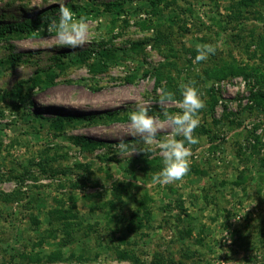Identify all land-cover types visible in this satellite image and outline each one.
Returning a JSON list of instances; mask_svg holds the SVG:
<instances>
[{
  "label": "rangeland",
  "instance_id": "obj_1",
  "mask_svg": "<svg viewBox=\"0 0 264 264\" xmlns=\"http://www.w3.org/2000/svg\"><path fill=\"white\" fill-rule=\"evenodd\" d=\"M68 1L62 0V3ZM115 1H78L93 10L85 18L89 24L87 40L77 48L59 46L53 32L41 37L0 39V264H131L128 260L116 259L104 242L95 245L96 233H90V224L97 226V233L100 232L103 238L114 236V243L122 234L135 238L139 249L149 252L146 255L147 264H151L153 252L157 249H171L174 258L182 259L185 264H264V201L257 193L258 187L264 183V149L260 151L257 147L249 151L243 145L250 134L245 127L248 121L257 123L259 120L261 124L258 125L264 127V108L247 109L238 104L236 115L225 118V112L233 111L227 107L235 102H231L233 96L227 94L221 104L211 109L207 103V88L212 80L196 84L204 102V108L197 114L198 127L205 125L210 129V135L220 134V139H217L219 145L212 151V156L206 157L203 151L210 144L209 137L194 130L193 136L198 143L189 146L192 153L190 166L206 173L191 170L180 181L164 186L146 178L138 167L139 159L148 154V146L139 137L130 135L128 120L113 122L101 117L115 110L130 113L138 102L149 110L165 103L168 108L174 109L171 113L178 112L176 105L181 99L162 101L156 97L161 94L162 87H156L154 72L168 59L173 60L176 66H164L162 69L165 72L169 70L184 86L187 73L193 77L195 73L202 74L206 66H211L220 58L230 60L231 55L237 60L262 66L264 63L258 56L259 52L250 57L258 50L256 43L245 46L250 41L246 37L247 30L256 28L257 34L264 31V0L252 5L249 14L243 9L247 18H242L239 23L233 20L231 24L227 19L236 10L229 8L231 0L169 2L168 7H164V14L156 18L154 24L160 21L167 25L171 23L168 16L178 13L182 27L172 22L171 30L165 32L167 38L159 43L153 40L147 42L139 51L130 48L131 42L157 35L155 28L143 30L136 23L140 18L149 17L146 12L138 11L140 6L145 8L148 5V0H124L125 12L94 15L96 8ZM54 3L49 0H0V26L36 16ZM184 8L186 12H182ZM115 18L113 25L112 19ZM124 18L130 20L128 24ZM218 20H222L221 26ZM237 23L239 27L245 26L246 31L234 29ZM223 27L230 30L225 31ZM166 39L169 41L166 42ZM204 45L212 46L214 53L209 54L205 61L193 65L188 63V59L194 61L191 50ZM104 48L114 50L117 61L114 62L111 57L106 70H91L90 64L102 60ZM84 51L91 52L87 60L82 64H71V59L78 58ZM46 68L54 71L51 83L39 88L26 82L22 96L6 95V92L15 89L18 82L27 81L36 70ZM146 71L149 73L145 74ZM131 73L136 77L132 82L126 81L125 77ZM253 84L254 81L250 82L251 91ZM159 111L163 113L161 108ZM149 114L159 126L158 138L169 134L171 126L166 118ZM57 116L79 117H73L64 130L56 131L49 124ZM89 116L95 119H83ZM232 119L242 123L232 124L229 122ZM77 136L103 140L108 145L92 152L82 151L76 143ZM119 143L129 146V153L133 149L144 150L145 153L136 151L120 156L116 153ZM240 145L241 153L237 152ZM217 151H220L219 155ZM195 152H198L197 158L193 156ZM103 154L113 155L120 161L102 162L98 156ZM157 155L160 156L158 151L151 153V156ZM132 161L136 167L130 172L127 168L132 166ZM76 163L83 165L77 168ZM62 169L68 170L67 176L58 173ZM243 169L248 170L244 181L247 191L244 186L235 185ZM52 172L54 174L49 176ZM86 175L88 178L82 187L74 189L69 185L70 180L80 181ZM113 181L119 182L118 189L125 190L121 191L122 200H119L116 218L108 225L106 205L100 204L113 197ZM63 182L65 186L61 187ZM144 190L154 200L150 202L153 226L144 230L149 236L141 235V231L134 236L133 233H126L127 224L132 209L137 206L135 197L144 196ZM99 191L104 193L102 197L98 195ZM71 195L77 198L76 205L72 204ZM179 201L183 202L190 217L178 207ZM59 209L65 213L72 210L85 220L83 229L90 233L85 242L88 248L101 252L100 258L86 262L21 263L17 254L31 250L34 243H40V237L47 233L51 219L56 217ZM176 214H181L183 219L179 223L181 229L187 228L191 221L192 236L181 238L178 228L173 227ZM163 218L168 221L164 222ZM61 232L37 245L34 252L47 253L60 249L68 254L70 248H79V243L70 241L73 240L68 235L70 232ZM81 232L79 229L73 235L81 236ZM199 235H202V243L197 242ZM187 246L199 254L194 258H185L181 253Z\"/></svg>",
  "mask_w": 264,
  "mask_h": 264
},
{
  "label": "trees",
  "instance_id": "obj_2",
  "mask_svg": "<svg viewBox=\"0 0 264 264\" xmlns=\"http://www.w3.org/2000/svg\"><path fill=\"white\" fill-rule=\"evenodd\" d=\"M79 0H69L68 2L65 3V5L71 7L77 17H82L86 18V14L91 12L93 9L88 8L87 6H84L78 2ZM176 1V0H148V5L144 8L143 6H140L138 11H143L146 12L149 17L147 18H140L136 21L137 25L143 29V30H150L155 28L156 30V36L153 38H147V39H142L138 41H133L130 44V48L132 50H137L139 51L142 49V46L147 43L151 42L152 40L155 43H159L161 39H165L167 31L171 30V24L176 23L178 27H182V24H180L181 21V16L178 13H175V15L168 16V20L171 22L167 25L165 23H162L160 21L156 22L154 24V21L156 18L159 16H162L164 14V7H168L169 2ZM259 1L261 0H231V4L229 6L230 9H236L233 14L229 15L230 17L227 19V22H231L233 20L239 21L244 18L245 16L243 15V9L247 10L248 14L251 13V7L254 4H259ZM264 2V1H263ZM125 2L124 0H116L115 2H107L102 5L100 8H96L94 11L95 16L102 15L103 13H121L125 12ZM187 10L182 9V12H186ZM59 18V4L54 3L52 4L49 8L45 9L43 12L39 13L36 16H31V17H26L20 21H15L13 23H10L6 25L5 27L0 26V39H10L11 37H16V36H22V37H41L47 35L49 32L47 31V25L49 24L50 21H57ZM247 18V17H245ZM160 20V19H159ZM124 21L126 24L129 23V19L124 18ZM222 20H218L219 26L222 25L221 23ZM116 22V18L112 19V23ZM232 23V22H231ZM230 23V24H231ZM235 24L234 29L236 30H245L246 27L242 26L239 27V25ZM170 25V26H169ZM167 26V27H165ZM225 31H229L230 28L223 27ZM55 33V32H53ZM238 36V35H237ZM250 38V41L246 43L245 47H249L251 43H256V46L258 50L256 52H253L250 54V57H255L257 53L259 52L260 59L262 60L261 62L264 63V31L262 33L257 34L256 28H252L250 30L246 31V37ZM245 37L243 36V40ZM242 39V36H241ZM169 40L166 39V42ZM241 41V40H240ZM239 41V42H240ZM242 43V42H241ZM244 47V51L247 52L248 49ZM171 49L173 47L171 46ZM93 51V50H92ZM192 51V58H195L197 55V50L194 49ZM91 53V52H90ZM89 52H81V55L77 58L71 59V64H82L85 62L87 59V55L90 54ZM102 55V60L98 63L90 64V69L93 71H104L106 70L110 64L108 60L113 57V61H117V55L114 50L109 51L108 48H104L101 52ZM19 58V56H18ZM17 58H14L16 60ZM205 61V60H203ZM188 63H191L193 65L192 59H188ZM166 66L168 67H175L176 63L173 60H166L165 63L161 64L159 67H156V70L154 72V76L156 77L157 85L156 87L161 86L162 91L161 94L156 96L157 98H162L165 96L166 93L171 94V99H182L181 92L183 90L184 84L178 81V78L174 77L171 75L170 71H164L162 68H165ZM264 64L262 66L258 65H252L249 62H245L243 60H237L234 58V56L231 55L230 60H226L224 58H220L219 61L217 60L216 62H213L211 66H206L202 74L201 73H195V76L189 75L190 73H187L186 77V85H190L195 87L196 84L198 83H207L208 81L211 80H221L224 78H229V77H234V76H243L247 79H251L254 81L253 87H257L255 91H252V94L250 98L254 100V104L248 105L246 108L247 109H252L254 107L264 108V71L263 68ZM178 69V68H176ZM54 71L50 68L46 69H39L36 70L35 75L27 80V81H21L18 82V84L15 86V89L6 92V95H13L16 94L18 96H22L23 89H24V83L29 82L32 84L33 87H41L44 84H49L53 80L52 78L55 76ZM149 72L146 71L145 74H148ZM136 77V74L131 73L129 76L125 77L126 81L132 82L133 79ZM162 81L164 83L162 84ZM198 81V82H197ZM49 82V83H48ZM211 83V82H210ZM162 84V85H161ZM196 88V87H195ZM197 89V88H196ZM207 92L209 94V100H207L208 103V108L214 109L215 106L219 103V98L216 94V92L211 88L210 84L209 87L207 88ZM168 100V99H167ZM227 106V105H226ZM225 106V108H226ZM161 106H153L149 110V113L151 114H157L164 118L163 113L159 111ZM168 111L171 113L174 111L172 108H168ZM128 114L129 113H121L118 110L112 111L109 114H106L104 116L105 119L109 121H120L124 122L128 120ZM231 115H236L235 112H225L224 116L225 118H229ZM73 117H79V116H57L53 118L49 124L51 129H54L56 131H62L65 129V127L68 125L69 122H71V119ZM83 118V117H80ZM85 120H94L91 116L86 118H83ZM235 119L229 120L232 124H238L240 125L242 122H234ZM216 122H220V120H217ZM222 123V122H220ZM219 123V124H220ZM195 133H205L209 137L210 144L206 147V149L213 151L216 147H218L219 143L217 142L218 138L220 139V134L214 133L213 135H210V129L206 127L205 125H201L197 128L194 129ZM250 134L254 135L255 138V144L252 145V150L256 149L259 147V150L261 151L264 149V140H262V137L260 135H256L254 130H249ZM76 143L79 145L80 149L82 151H94L97 148H101L104 146H107L108 143L103 140H95L91 139L85 136H77L75 137ZM260 147H263L260 149ZM242 146L240 145L239 150L237 152L241 153ZM241 155V154H240ZM102 162L105 161H114V162H119L120 159L115 158V156H109L108 154H103V156H98ZM244 160V159H243ZM262 164L264 165V152H263V157H262ZM139 165L138 167L143 170L145 177L146 178H151L155 175L158 174L160 168H161V156H151V153L148 152V154L144 155L143 158H140L138 161ZM82 163H76V167L80 168L82 167ZM133 166L130 168H127L130 172L132 169L136 167V164L132 161ZM42 166H44L42 164ZM195 166H190L189 171L195 170ZM68 170L62 169L60 172H58L61 176H67L68 175ZM248 170H242V172L239 174V179L235 181V185L239 186H244L243 189L247 191L246 186L244 185V181L247 179ZM199 173H206L205 170H199L196 171ZM243 173V174H242ZM46 174V172H45ZM54 173L52 172L49 176L53 175ZM242 174V175H241ZM31 175V174H30ZM47 175V174H46ZM31 177V176H30ZM88 178V176H83L80 181L75 179V180H70L69 185L76 189L79 187H82V183L84 180ZM125 179H127V176H124ZM129 179V178H128ZM61 187L65 186V183H60ZM105 186V185H104ZM103 186V188H104ZM107 187V186H106ZM105 187V189H106ZM119 188V182H114L113 181V186H111V193L113 194V197L109 199V201L101 202L100 206H105L106 207V218L108 220V225L116 218V211L117 208L119 207V200L121 199V191H124L125 189H118ZM147 190V189H146ZM144 190V196L141 197H135L137 206L134 207L131 211V216L130 220L127 224V231L126 233H133L134 236H137L138 231H141V235L144 236H149L150 234L147 232H144V230L150 228L153 226L152 222L153 220V208L150 206V202H154V200L151 198L150 195H148L147 191ZM102 191V190H101ZM99 191L98 195L100 197L103 196V192ZM258 195H260V200L264 201V183H261V186L258 187L257 190ZM71 200L72 204L76 205V200L74 195H71ZM122 200V199H121ZM100 202V201H99ZM180 202V201H179ZM178 202V207L186 214V216H189L187 214V211L183 207V202L181 201L180 203ZM97 205V204H96ZM166 206L171 207V204H167ZM62 211V209H59L56 217L54 216L51 219V227L47 229V233L43 234V236L40 237V243H34V246L32 247L31 250L27 251L24 250L21 253H18L17 256L20 259L21 263H41V262H54V261H78V262H86L90 260H96L99 259L101 256V252L98 250H92L88 248V244L85 242V237L90 235V233H96V237L94 238L95 245L101 244L104 242L106 247H108L109 250H112V253L114 254V257L118 260H128L130 261L131 264H147V259L146 255L149 254L147 250L139 249L137 246L138 241L135 238H130L127 236V234H122L121 236L117 237L118 242L114 243V236L109 237L105 236L103 238L102 234L100 232L97 233V226L95 227L93 224H88L90 233L89 231H85L83 227L85 226V220L80 217L77 213L73 212L72 210L68 211L65 213ZM176 220H174L176 223L173 225V227L178 228L177 232L180 234L181 238L183 239L185 236H192L193 233V227L191 224V221H189L190 224L187 226L185 229H181V224L183 222V219L181 218V214H176ZM164 222L168 221L167 219L163 218ZM121 220V219H120ZM119 221V220H118ZM98 224V222H95ZM161 223V222H160ZM160 225V224H159ZM79 229L82 230L81 236H74V232L79 231ZM61 231L65 232H70L68 235H70L73 240L71 239L70 241H73V244H78V249L76 248H70L68 254L62 252L60 249L56 250H51L50 252L43 253V252H34V249L36 248L37 245H40L44 241H47L50 237H56L57 234ZM62 233V232H61ZM67 235V234H66ZM263 238V237H261ZM202 235L198 236L197 242L202 243ZM85 242V243H84ZM68 244V243H65ZM141 254L143 255L141 257ZM182 256L185 258H194L196 257L199 252L196 251H191V248L187 246L184 248V252L181 253ZM1 264H8L7 262H2ZM151 264H185V262L182 259L176 260L174 258L173 252L171 249L167 250H160L157 249L155 252H153Z\"/></svg>",
  "mask_w": 264,
  "mask_h": 264
},
{
  "label": "clouds",
  "instance_id": "obj_3",
  "mask_svg": "<svg viewBox=\"0 0 264 264\" xmlns=\"http://www.w3.org/2000/svg\"><path fill=\"white\" fill-rule=\"evenodd\" d=\"M59 4V18L57 21H50L47 25L49 33L55 32L58 38V45L68 48H77L83 45L89 33V24L82 17H77L73 9L62 0H49ZM215 49L210 45L197 48V55L193 63L206 60L209 54ZM159 93V89H157ZM182 99L176 105L178 112L170 113L165 103H161V110L164 117L170 123L169 134L158 138L159 126L149 114L148 107L140 104L128 114L130 135L139 137L143 144L147 145V152H159L161 156V168L153 181L161 186L170 185L180 181L190 169V145L197 144L198 139L193 136V131L199 125L197 114L204 108V102L198 90L190 85L183 87ZM163 100L171 99V94L166 93ZM116 153L130 155L133 152L144 150L133 149L128 152L129 146L124 143L117 145ZM227 238V236H225ZM230 242V241H229Z\"/></svg>",
  "mask_w": 264,
  "mask_h": 264
},
{
  "label": "built area",
  "instance_id": "obj_4",
  "mask_svg": "<svg viewBox=\"0 0 264 264\" xmlns=\"http://www.w3.org/2000/svg\"><path fill=\"white\" fill-rule=\"evenodd\" d=\"M250 82L252 83L253 81H250V79H247L243 76H234V77H229V78H224L221 80H212L210 83L211 88L216 92L217 96L219 97V104L223 102V97L227 96V94H230L233 96L231 99L232 101H235L234 103L228 104V108L236 112L238 109L236 108V105L241 104V106L247 107L248 105L254 104V100L250 98L252 91H255L256 88H252V91L249 89ZM251 87V86H250ZM235 107V108H233ZM264 120V119H263ZM261 121L257 120L256 122H250L248 121L245 124V127L248 130H254L256 135H260L262 137V140H264V127L261 125L259 126L258 124ZM250 132V131H249ZM255 138L253 134H248L245 138V141L243 142V145L245 148L249 151L252 150V145L255 144ZM203 154L205 156H212L214 154L212 151L205 149L203 151ZM220 154V151H217V155ZM193 156L197 158L198 152L194 153Z\"/></svg>",
  "mask_w": 264,
  "mask_h": 264
}]
</instances>
